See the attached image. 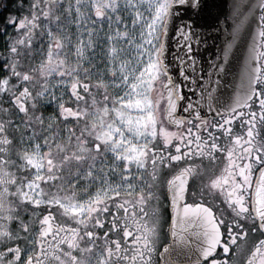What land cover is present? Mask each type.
I'll use <instances>...</instances> for the list:
<instances>
[{
	"label": "snow or ice",
	"instance_id": "1",
	"mask_svg": "<svg viewBox=\"0 0 264 264\" xmlns=\"http://www.w3.org/2000/svg\"><path fill=\"white\" fill-rule=\"evenodd\" d=\"M18 8L0 63V264H240L245 249L264 264V0L233 5L207 63L209 0Z\"/></svg>",
	"mask_w": 264,
	"mask_h": 264
},
{
	"label": "water",
	"instance_id": "2",
	"mask_svg": "<svg viewBox=\"0 0 264 264\" xmlns=\"http://www.w3.org/2000/svg\"><path fill=\"white\" fill-rule=\"evenodd\" d=\"M237 3L241 5L258 4L259 0H209L212 16L218 17V21H213L207 14L203 17L205 23L212 24L210 29L211 35L207 39V44L205 45L202 43L200 45L201 56L205 63H207L210 58H214L217 54H222L224 44L232 38L231 29L233 27V22L231 14L233 5ZM255 16L258 18V9ZM257 22L258 19L250 18L249 22L245 25L244 29L240 33V38L236 41L233 47L232 54L229 56V60L226 65L227 70L220 76L221 84L219 92L225 96H228L234 90L233 85L237 82L239 69L246 54L251 32L255 28ZM175 39L176 37L174 34H170V49L172 48ZM172 54L173 53L170 51L169 56ZM183 91L187 94L189 99H195L187 88ZM186 103L187 100L181 103L180 114H184L182 112V108Z\"/></svg>",
	"mask_w": 264,
	"mask_h": 264
},
{
	"label": "rangeland",
	"instance_id": "3",
	"mask_svg": "<svg viewBox=\"0 0 264 264\" xmlns=\"http://www.w3.org/2000/svg\"><path fill=\"white\" fill-rule=\"evenodd\" d=\"M23 2L25 4H27L28 0H23ZM19 3H20V1H19ZM17 11L18 12H16V11L12 12L11 15H18L19 12H20V9L18 8ZM5 27H6V25L2 28L1 33H0V63H3V52H4V48H5V35H4L3 30H4ZM12 30H13L12 26H8V31H12ZM99 59H100V57L97 56V60H99ZM100 66H102V65H100ZM14 82L15 81L13 80V83ZM4 99H7V97H4ZM54 109H55V104L53 102H51V101H48V102H46V107L41 109V111H44L45 115H47L48 113L52 112ZM8 133H9V135H11V136H13L14 138H17V139H18V137L20 135L19 131H13L11 128L8 129ZM13 227H14V225H13Z\"/></svg>",
	"mask_w": 264,
	"mask_h": 264
},
{
	"label": "trees",
	"instance_id": "4",
	"mask_svg": "<svg viewBox=\"0 0 264 264\" xmlns=\"http://www.w3.org/2000/svg\"><path fill=\"white\" fill-rule=\"evenodd\" d=\"M18 0H0V7L2 5H5V9L0 8V33L2 28L6 25L5 21L6 18L11 14L12 12H18L16 9V4Z\"/></svg>",
	"mask_w": 264,
	"mask_h": 264
},
{
	"label": "flooded vegetation",
	"instance_id": "5",
	"mask_svg": "<svg viewBox=\"0 0 264 264\" xmlns=\"http://www.w3.org/2000/svg\"><path fill=\"white\" fill-rule=\"evenodd\" d=\"M19 1H20V0H18V2H17V4H16V9H18ZM0 8H1V9H5L6 6H5V5H2ZM96 51H97V53L100 52V46L97 47V50H96ZM98 56H99V55H98ZM235 127H236V131H240L239 124H236ZM221 143H223V141H221ZM257 238H259V234H258V233H257L256 235H252V234H250V235H249V240H248V245L250 246V245L254 242V240L257 239ZM246 252H247V249H245L244 251H242L241 253H239V254L237 255L236 259H237L238 261H240V264H242V260H243L244 255H246ZM157 259H158V257H157Z\"/></svg>",
	"mask_w": 264,
	"mask_h": 264
}]
</instances>
